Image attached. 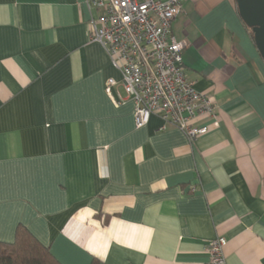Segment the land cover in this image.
<instances>
[{
    "label": "crops",
    "instance_id": "obj_1",
    "mask_svg": "<svg viewBox=\"0 0 264 264\" xmlns=\"http://www.w3.org/2000/svg\"><path fill=\"white\" fill-rule=\"evenodd\" d=\"M97 0H0V241L24 225L61 264H264V58L236 0H184L172 35L213 94L196 140L134 101ZM119 81L111 100L106 82Z\"/></svg>",
    "mask_w": 264,
    "mask_h": 264
},
{
    "label": "built area",
    "instance_id": "obj_2",
    "mask_svg": "<svg viewBox=\"0 0 264 264\" xmlns=\"http://www.w3.org/2000/svg\"><path fill=\"white\" fill-rule=\"evenodd\" d=\"M184 0H97L102 14L93 20L91 40L99 42L117 67L120 83L134 101L135 125L141 128L156 115L175 124L194 141L208 131L194 126L201 116L213 117L217 102L210 93L198 91L184 72L185 41L172 35V23L183 9ZM119 81L110 77L106 92L111 100ZM227 240L218 237L207 244L209 264H226L223 248Z\"/></svg>",
    "mask_w": 264,
    "mask_h": 264
},
{
    "label": "trees",
    "instance_id": "obj_3",
    "mask_svg": "<svg viewBox=\"0 0 264 264\" xmlns=\"http://www.w3.org/2000/svg\"><path fill=\"white\" fill-rule=\"evenodd\" d=\"M14 240L0 241V264H61L28 227L19 225Z\"/></svg>",
    "mask_w": 264,
    "mask_h": 264
},
{
    "label": "water",
    "instance_id": "obj_4",
    "mask_svg": "<svg viewBox=\"0 0 264 264\" xmlns=\"http://www.w3.org/2000/svg\"><path fill=\"white\" fill-rule=\"evenodd\" d=\"M243 22L252 30L255 45L264 58V0H236Z\"/></svg>",
    "mask_w": 264,
    "mask_h": 264
}]
</instances>
